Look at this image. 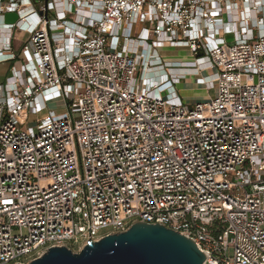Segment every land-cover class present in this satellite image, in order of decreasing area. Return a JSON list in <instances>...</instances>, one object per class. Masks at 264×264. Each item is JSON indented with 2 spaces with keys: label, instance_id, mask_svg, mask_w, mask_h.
<instances>
[{
  "label": "built area",
  "instance_id": "1",
  "mask_svg": "<svg viewBox=\"0 0 264 264\" xmlns=\"http://www.w3.org/2000/svg\"><path fill=\"white\" fill-rule=\"evenodd\" d=\"M4 62L0 264L138 221L264 264V0H0ZM202 70L215 94L186 103Z\"/></svg>",
  "mask_w": 264,
  "mask_h": 264
},
{
  "label": "water",
  "instance_id": "2",
  "mask_svg": "<svg viewBox=\"0 0 264 264\" xmlns=\"http://www.w3.org/2000/svg\"><path fill=\"white\" fill-rule=\"evenodd\" d=\"M205 258L192 238L162 224L138 221L126 231L89 240L77 252L52 246L28 264H204Z\"/></svg>",
  "mask_w": 264,
  "mask_h": 264
},
{
  "label": "rangeland",
  "instance_id": "3",
  "mask_svg": "<svg viewBox=\"0 0 264 264\" xmlns=\"http://www.w3.org/2000/svg\"><path fill=\"white\" fill-rule=\"evenodd\" d=\"M18 18L17 13L15 12H8L5 14V21L7 22H15ZM231 34H228V37ZM163 52L164 55L167 59H182V60H187V59H191V57L188 55L187 51L185 49H175V48H163ZM189 65H193V64H189ZM10 67H11V62H4V63H0V83L5 82L7 76L10 74ZM209 71L207 70H202L200 71V73L198 75L195 74H190L186 77V79H182V84L178 85V88H183V89H188L190 88V84L194 83L196 81V78L198 76L201 75H208ZM203 85H205L203 83ZM216 91V85L215 87H213L210 91H209V95H214ZM166 94V93H164ZM47 108H52V109H58L59 111L62 110L64 108V103L62 101L59 100H54L52 102H49L47 105ZM46 112V111H45ZM45 112H43L42 114H40V116L45 115ZM35 122V118L34 116H31L29 119V123H34ZM68 245L70 246V248L74 251L77 252L79 251V247H78V243L74 242V241H69Z\"/></svg>",
  "mask_w": 264,
  "mask_h": 264
},
{
  "label": "crops",
  "instance_id": "4",
  "mask_svg": "<svg viewBox=\"0 0 264 264\" xmlns=\"http://www.w3.org/2000/svg\"><path fill=\"white\" fill-rule=\"evenodd\" d=\"M23 39V35L22 34H17V38L14 40V47L17 49L21 46V41ZM182 79H186L182 78ZM182 79H180L177 83H176V89L179 93V95L181 96V98L183 99V101H185L186 103H194L196 101H200V100H205L208 97H210L209 95V91L205 85H203L202 83H199L197 78L196 81L192 84H190V88H178L179 84H182ZM212 96V95H211Z\"/></svg>",
  "mask_w": 264,
  "mask_h": 264
}]
</instances>
